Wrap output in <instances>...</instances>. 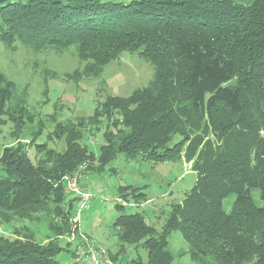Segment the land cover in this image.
Returning <instances> with one entry per match:
<instances>
[{"label": "trees", "instance_id": "16d2710c", "mask_svg": "<svg viewBox=\"0 0 264 264\" xmlns=\"http://www.w3.org/2000/svg\"><path fill=\"white\" fill-rule=\"evenodd\" d=\"M0 42L37 52L76 46L94 75L124 51H139L154 66L146 87L108 94L92 115L52 114L43 141L44 119L24 99L13 102L16 82L0 70V130L11 122L15 139L0 148V223L13 225L0 233V264H62L64 250L77 256L71 241L60 243L79 231L81 200L68 193L66 177L82 167L101 173L120 156L185 157L197 179L171 203L161 230L117 202L120 249L109 252L112 260L134 245L147 260L131 264H174L169 236L181 231L202 264H264V205L252 195L258 189L264 202V0H0ZM99 134L94 148L89 135ZM55 140L61 149L50 145ZM139 189L121 185L117 197L137 198V206L150 199ZM34 223L46 234L38 236Z\"/></svg>", "mask_w": 264, "mask_h": 264}, {"label": "rangeland", "instance_id": "374dc122", "mask_svg": "<svg viewBox=\"0 0 264 264\" xmlns=\"http://www.w3.org/2000/svg\"><path fill=\"white\" fill-rule=\"evenodd\" d=\"M0 70L16 82L13 102L24 99L23 102L44 119L46 130L39 141L45 140L47 132L53 130L51 115L55 112L60 120H75L78 117L92 115L98 100H104L108 94L128 96L134 90L146 87L154 76L153 64L143 58L139 51H124L119 58L109 62L100 75H94L85 72L84 63L79 60L76 46H70L62 51L37 52L21 43L7 46L1 42ZM25 87L27 92L23 93ZM43 100L48 101L42 102ZM12 129L11 122L1 127L0 148L14 143L15 139L10 135ZM88 142L96 148L102 142L101 134L95 137L89 135ZM50 145L61 149L63 142L55 140L50 142ZM29 151L34 157L33 149ZM82 168L79 186L82 191L90 193L91 197L86 206L81 208V216L78 219L79 231L60 238L63 246H66L67 241H71L70 250L76 248L79 252L73 257L71 251H62L58 256L62 264H91L93 261L86 253L90 248H95L103 255L100 257V264H131L133 259L146 261V250L136 248L134 245L128 246L116 260L109 257V252L116 253L120 249L118 236L112 226L116 217L121 214V211L116 209L118 187L134 185L140 188L138 191L149 196V201L139 203L137 206L135 203L137 198L127 201V204L133 203L134 206L124 205L126 206L124 211L143 212L149 223L161 230L171 211V203L182 201L197 179L192 162H187L185 157L156 162L128 160L120 156L101 173L84 172L85 168ZM68 193L74 197L78 196ZM252 195L259 205H264L258 189H253ZM79 198L81 200L82 196ZM234 200L235 195L224 200V208L227 211L231 210ZM79 208L80 203H77V210ZM31 225L38 232V236L46 234L45 225L38 223ZM7 230L12 233L13 225L5 229V224L0 223V233L7 234ZM169 248L175 257L174 264H202L200 260L191 257L189 243L181 231L171 233ZM78 256L81 258L75 260ZM204 263L215 264L210 258Z\"/></svg>", "mask_w": 264, "mask_h": 264}, {"label": "built area", "instance_id": "2783aa9c", "mask_svg": "<svg viewBox=\"0 0 264 264\" xmlns=\"http://www.w3.org/2000/svg\"><path fill=\"white\" fill-rule=\"evenodd\" d=\"M78 178V179H77ZM66 181H67V190L68 192H71L74 195H78V196H82L81 199V203H80V208L79 210H77L76 215H75V220L78 221V219H80L81 216V208L84 206H86V202L89 201L91 195L90 193H88L87 191H82L80 186H79V175L76 174L73 177H66ZM117 201L123 205H129V206H134L133 203L131 204H127L128 202L118 198ZM135 204V203H134ZM87 254L90 255L92 261L95 264H100V257L103 256L98 250H96L95 248H90L88 250V252H86ZM80 259V258H77Z\"/></svg>", "mask_w": 264, "mask_h": 264}, {"label": "crops", "instance_id": "0c3cea01", "mask_svg": "<svg viewBox=\"0 0 264 264\" xmlns=\"http://www.w3.org/2000/svg\"><path fill=\"white\" fill-rule=\"evenodd\" d=\"M149 200H150V199H149ZM149 200H148V201H149ZM143 204H144V203H143ZM75 260H76V258H75Z\"/></svg>", "mask_w": 264, "mask_h": 264}]
</instances>
